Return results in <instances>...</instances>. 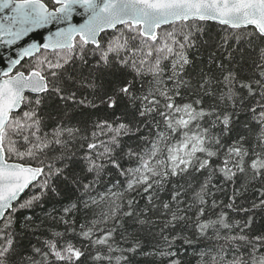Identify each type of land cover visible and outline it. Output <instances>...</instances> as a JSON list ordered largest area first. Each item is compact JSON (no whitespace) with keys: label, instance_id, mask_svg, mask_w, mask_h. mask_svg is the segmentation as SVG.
Listing matches in <instances>:
<instances>
[{"label":"snow or ice","instance_id":"6c2138e0","mask_svg":"<svg viewBox=\"0 0 264 264\" xmlns=\"http://www.w3.org/2000/svg\"><path fill=\"white\" fill-rule=\"evenodd\" d=\"M77 16L82 22H73ZM207 21L226 33L219 43L203 41L216 49L209 56L216 71L190 73L187 50L199 49L196 36ZM50 27L43 42H27ZM110 29L119 35L102 40ZM0 47L16 48L15 58L0 56L8 63L0 74V264H140L137 257L190 264L184 246L205 239L224 244L214 253L194 250L197 264H264V229L252 228L264 212V0H0ZM41 50L51 58L11 74ZM170 56L169 68L163 62ZM103 73L114 78L107 87ZM52 100L62 105L56 116L45 112ZM101 106L111 111L94 122L99 134L89 135L86 123L69 126L77 109ZM125 136L136 138L135 147ZM114 174L123 180L100 193L97 186ZM214 180L234 186L228 203L217 202L215 192L224 189ZM250 188L259 199L238 207ZM50 197L68 203L59 214L45 212L39 225L25 216L22 228L35 231L50 220L64 231L50 228L51 238L26 255L15 231L5 229L18 211L43 209ZM221 205L251 215L241 227L214 211ZM80 212L94 218L77 229ZM234 227L241 234H221ZM70 235L82 238L80 246Z\"/></svg>","mask_w":264,"mask_h":264},{"label":"trees","instance_id":"16d2710c","mask_svg":"<svg viewBox=\"0 0 264 264\" xmlns=\"http://www.w3.org/2000/svg\"><path fill=\"white\" fill-rule=\"evenodd\" d=\"M200 27L204 28L205 31L203 33H198L196 36L197 42L199 44V49L197 48H192L187 50V54L189 56V59L193 61L192 66L188 68V71L190 73L192 72H199L201 69L204 71H207L209 68H212L213 72L216 71L215 66L211 65L209 63V56L212 51L216 50L213 47H210L209 45H206L203 43L205 40H209L210 38V44L211 43H219L220 38L224 36L226 33L223 31V26H219L217 23H211V22H201ZM113 35H119V32L116 30L111 31V32H106L102 33L101 38L104 41H107L110 39ZM163 35V33H161ZM178 39H182V37H177ZM171 44V41H169ZM233 46L235 47L236 45L233 43ZM174 51L178 52L180 51L179 45H174ZM247 47V46H245ZM248 53H250L252 56H256V51L249 48ZM49 55L50 57V52H42L39 56V58H43V56ZM141 54H137L139 57ZM36 57V58H37ZM51 58V57H50ZM155 54L153 57L149 58V60H154ZM94 62L95 58H91ZM172 60V57H169V60L164 61L163 63L165 65H168L170 68V62ZM251 63V61H249ZM247 71V68H246ZM167 74H170L168 72L165 73V76ZM100 75V83H103L105 87L109 85L111 81H113V77L107 73L99 74ZM130 78V77H129ZM145 80L150 79V77H145ZM139 83L137 84V87H139ZM90 90L84 91L83 95L88 96L89 99H91V96L89 95ZM62 108V105L56 101L52 100L49 101V104L45 106V112H50L53 114V116L57 115V109ZM123 110V104L121 105L120 108L117 109V115H119L120 111ZM111 110H105L103 106H101L100 109H92V108H81L77 109L72 115L73 119L69 122V126H81L83 124H87L89 128V135L91 134V131L95 130L99 134V130L94 129L93 124L94 122H98L101 120L105 115L106 112H110ZM55 126L54 121H48V127L45 128V131L51 133L52 128ZM28 133L25 132L24 135H27ZM100 139H107L106 136L100 135ZM13 139L17 140L18 145L20 146L21 150H24V147L26 145L24 144V141L21 138L18 137H13ZM123 141L125 144L132 145L135 147L137 140L135 137H128L125 136L123 137ZM176 141H173L175 143ZM33 166H36L35 162L33 161ZM79 171V168L77 167L76 169ZM116 179L123 180L122 177H118L115 174L112 177H106L105 178V184L104 185H98V191L100 193H104L106 191V188L111 187L112 183H115ZM214 183L221 184V187L224 189L223 192L216 191L215 192V198L217 199V202L219 203L220 201H223L225 203L229 202V197L233 193V188L234 186L231 184H223L221 180H214ZM259 187V185H257ZM32 191H39V187L37 186L36 189H31L28 190L25 195L22 198L27 197L28 195L31 194ZM113 192H119L122 191V188L116 187L112 188ZM215 191V190H214ZM77 193L65 188V196L70 197L72 200H75ZM93 195H97L96 193H93ZM161 195L165 198L168 199V195L166 193H161ZM109 197H105V199H108ZM97 199H99V196H97ZM209 203H211L212 197H209ZM259 196L258 193L253 191L251 188L249 191L245 194V197H241L237 199V206H243L245 208L250 206V202L252 200H258ZM68 203L67 199L60 200L58 198H47L45 202L43 203V209L37 207L34 210H22L18 211L15 214V219H14V224L12 226V229H5V231H15V236L13 237L14 242H18V245L20 249L27 255L31 254V245H36L37 247H40L43 240L47 238H51V233L49 231L50 228H54L57 231H64L65 226L63 224H53L52 221L47 220L44 225L40 226L37 230L33 231L32 229H23L22 225L24 224V217L25 216H32L33 219L35 220V223L37 225L40 224V220L44 219V213L47 211H51L53 208L57 210V213L59 214L60 209L65 206ZM141 206H143L144 201L141 200L140 202ZM101 207H103V202H101ZM93 208L98 212L100 209L96 208V206H93ZM221 210L226 212L228 214V219L230 223H234L235 221H240L241 224L240 226L243 227V221L247 219L248 215H251V213L246 214L245 212L242 211H233L231 209L223 208V205L215 209L214 211L216 213H219ZM212 211V210H210ZM94 217L91 215V213L88 214L87 217H85V214L83 212L77 213L76 214V219H77V229L78 225L80 223H84L86 219L91 220ZM212 219H216V215L211 216ZM254 223L252 225V228L256 231L259 232L260 230L264 229V212H259L257 211L256 214L253 216ZM111 223V222H110ZM4 228L3 221L0 222V229ZM247 232L248 230L245 229ZM225 232H227L229 235L232 234H241L240 233V228H235L232 231L229 230H221V234L223 235ZM99 234V233H97ZM3 232H0V243H3ZM209 236L212 235V231L209 230L208 233ZM70 239H72V242L77 244V246H80V239L82 238H73L71 235L69 236ZM86 243V242H85ZM221 244H224L223 240H215V239H205L202 243H198L192 247H189L187 245L184 246L185 256L186 259L190 261V264H197V260L199 259L198 256L195 255V251L199 250H205V251H213L215 252V249H218ZM182 250V251H184ZM119 254V253H117ZM39 259V257H37ZM229 258H231V253ZM137 259L140 261V264H150V258H145V257H137ZM91 264V262H90ZM99 264V262H97Z\"/></svg>","mask_w":264,"mask_h":264},{"label":"water","instance_id":"95a60500","mask_svg":"<svg viewBox=\"0 0 264 264\" xmlns=\"http://www.w3.org/2000/svg\"><path fill=\"white\" fill-rule=\"evenodd\" d=\"M73 22L75 23H79V22H82V18L77 16V17H74V20ZM207 22H211V23H217V22H214V21H207ZM218 24V23H217ZM49 30L51 31H54L55 29L54 28H51L50 29H41V30H36L35 32L31 33L30 34V37L29 38H26L27 42H31V41H36V42H43V40L45 39V37H47V35L49 34ZM111 31H114V30H107V32H111ZM102 35V34H101ZM51 51V50H49ZM15 53H16V48L13 47L11 49H5L3 47H0V56H12L13 58H15ZM37 54V53H36ZM35 54V55H36ZM26 58H30V57H25L24 59ZM18 66V65H17ZM16 66V67H17ZM7 67H8V63H7V60H0V74H2L4 71L7 70ZM15 67V68H16ZM13 68L12 69V72L13 70L15 69ZM12 74V73H11ZM0 78H3L2 75H0ZM28 190H26L27 192ZM25 192V193H26ZM25 193L22 194V197L25 195ZM2 220H0L1 222Z\"/></svg>","mask_w":264,"mask_h":264},{"label":"flooded vegetation","instance_id":"af4514ba","mask_svg":"<svg viewBox=\"0 0 264 264\" xmlns=\"http://www.w3.org/2000/svg\"><path fill=\"white\" fill-rule=\"evenodd\" d=\"M42 52H43V50H41L40 53H42ZM40 53H38V54H40ZM38 54H36L34 57H30V58L24 59V61H22V65L23 66L18 65L13 70L12 74L14 75L16 71H25V72H27L28 70H30V65H34L36 63V57H37ZM37 58H39V57H37Z\"/></svg>","mask_w":264,"mask_h":264}]
</instances>
